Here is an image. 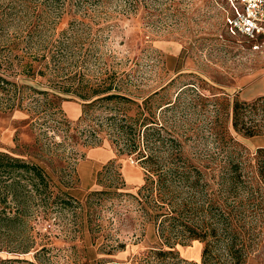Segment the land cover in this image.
<instances>
[{
  "label": "rangeland",
  "instance_id": "rangeland-1",
  "mask_svg": "<svg viewBox=\"0 0 264 264\" xmlns=\"http://www.w3.org/2000/svg\"><path fill=\"white\" fill-rule=\"evenodd\" d=\"M233 12L0 0V77L16 84L0 80V152L47 175L0 183L22 217L0 220V264H264V135L232 126L234 100L264 95V61L228 32Z\"/></svg>",
  "mask_w": 264,
  "mask_h": 264
},
{
  "label": "trees",
  "instance_id": "trees-1",
  "mask_svg": "<svg viewBox=\"0 0 264 264\" xmlns=\"http://www.w3.org/2000/svg\"><path fill=\"white\" fill-rule=\"evenodd\" d=\"M0 80L15 86V83H11L5 78L0 77ZM109 88H107L108 90ZM68 91V90H65ZM84 100H90L92 97L86 94H78ZM118 96L117 94L111 93L106 94L105 96L98 97L96 99L91 100L88 103H84L83 113L85 115L87 106H90L97 100L110 99ZM10 107H12L10 105ZM232 126L233 129L241 133L246 137H254L259 135H264V95L256 97L251 101H241L234 100L232 104ZM96 130V129H94ZM94 132V131H93ZM132 139V138H130ZM126 150L128 152H132V149H135L136 146L133 141L127 142ZM258 160V173L261 178L264 180V147L258 148L257 156ZM23 171V172H21ZM28 173V178L32 181H35L37 184H42L46 187L47 185V175L44 172L43 168L36 164L35 162L26 161L18 157H13L6 152H0V183L5 181L4 179H10L13 181L11 184L12 188L14 184L17 182L15 178L18 176H25ZM16 180V181H15ZM2 189H7L8 185L2 183ZM10 186V187H11ZM14 197V198H13ZM12 198L15 199V193H12ZM5 197H0V203L5 202ZM15 212L13 214H7L6 208H0V220H4L6 223H15L21 220L20 210L18 206H16ZM3 217V218H1ZM185 230L188 231L190 238H200L204 239L205 234H200L193 230L192 228L186 226ZM20 252L25 253L28 252V247H22L19 249ZM11 251H17L16 249H12ZM207 245L204 247L203 255L207 253ZM171 251H159L158 254L165 255L166 253H170ZM235 256H233V259ZM3 261V260H2ZM236 264V261L234 262Z\"/></svg>",
  "mask_w": 264,
  "mask_h": 264
},
{
  "label": "built area",
  "instance_id": "built-area-1",
  "mask_svg": "<svg viewBox=\"0 0 264 264\" xmlns=\"http://www.w3.org/2000/svg\"><path fill=\"white\" fill-rule=\"evenodd\" d=\"M231 6L228 32L242 36L248 49L264 61V0H231Z\"/></svg>",
  "mask_w": 264,
  "mask_h": 264
}]
</instances>
